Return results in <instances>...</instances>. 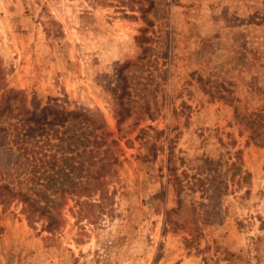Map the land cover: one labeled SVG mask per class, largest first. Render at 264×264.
<instances>
[{
	"label": "rangeland",
	"instance_id": "374dc122",
	"mask_svg": "<svg viewBox=\"0 0 264 264\" xmlns=\"http://www.w3.org/2000/svg\"><path fill=\"white\" fill-rule=\"evenodd\" d=\"M1 93L55 153L31 183L87 176L50 107L92 117L118 163L94 222L70 194L0 205V264H264V0H0Z\"/></svg>",
	"mask_w": 264,
	"mask_h": 264
},
{
	"label": "trees",
	"instance_id": "16d2710c",
	"mask_svg": "<svg viewBox=\"0 0 264 264\" xmlns=\"http://www.w3.org/2000/svg\"><path fill=\"white\" fill-rule=\"evenodd\" d=\"M14 97L15 90H9ZM0 95V150H15L17 159L12 168H0V205L6 207L12 200L20 199L24 204V210L27 214L38 210L39 213L55 210L59 204V198L70 194L75 198L77 211L91 222L105 211L104 200L110 198L108 190L105 189V177L112 175L114 164L118 163L116 156L110 152L109 144L114 143L106 140L107 132L101 128V125L82 111L65 110L64 108L50 107L49 120L46 133L58 131V123L69 119L75 126H79L84 131L89 142V148L84 146L83 152L87 153V176L84 180L70 181L69 185L59 186L56 182H46L44 184L31 183L25 172L30 167H36L38 164L50 163L55 153L50 155L38 154L35 145L38 143L34 134V127L29 117H24L25 111H28L24 100L20 97V103L15 104V100L9 103L6 97ZM4 97V98H3ZM17 109L16 111H14ZM120 112V111H119ZM34 114V112H32ZM2 116L4 118H2ZM10 116L16 119L11 121ZM47 118L44 112L36 119ZM101 128L100 131L98 129ZM31 130V131H30ZM103 146V147H102ZM48 156V157H47ZM109 157H112L109 159ZM48 188L53 192L47 193ZM98 193V197L93 195ZM84 195V198H80ZM44 199V204H42Z\"/></svg>",
	"mask_w": 264,
	"mask_h": 264
}]
</instances>
